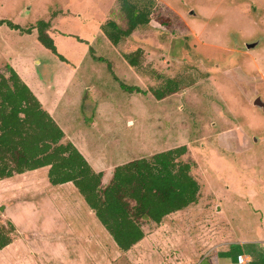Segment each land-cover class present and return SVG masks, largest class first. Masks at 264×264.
<instances>
[{
    "label": "rangeland",
    "instance_id": "374dc122",
    "mask_svg": "<svg viewBox=\"0 0 264 264\" xmlns=\"http://www.w3.org/2000/svg\"><path fill=\"white\" fill-rule=\"evenodd\" d=\"M155 2L167 22L113 47L100 26L125 27L118 0H0L1 20L31 30L0 26V68L27 80L105 183L118 165L186 146L198 201L143 222L122 252L72 184L51 186L47 167L16 175L0 181L11 241L0 264H264V0ZM39 21L64 61L37 42ZM166 79L180 90L157 100Z\"/></svg>",
    "mask_w": 264,
    "mask_h": 264
},
{
    "label": "trees",
    "instance_id": "16d2710c",
    "mask_svg": "<svg viewBox=\"0 0 264 264\" xmlns=\"http://www.w3.org/2000/svg\"><path fill=\"white\" fill-rule=\"evenodd\" d=\"M125 27L114 21L101 24L100 31L109 44L117 47L139 28L152 20L165 24L157 16L155 0H118ZM23 31L10 21L0 26ZM49 24L37 22L36 40L46 50L58 55L47 32ZM141 50L125 54L131 68L138 67ZM141 93L137 88L123 87ZM180 90L176 81L166 79L150 92L157 100ZM186 146L176 147L116 166L107 183L104 173L96 172L75 145L66 138L52 116L27 84L11 67L0 68V181L26 172L48 168L51 186L72 184L85 204L113 240L116 247L127 252L145 236L143 222L160 224L162 220L194 205L200 187L191 174L195 163L183 159ZM13 230V226L11 225ZM11 243L9 234L0 233V250Z\"/></svg>",
    "mask_w": 264,
    "mask_h": 264
},
{
    "label": "crops",
    "instance_id": "0c3cea01",
    "mask_svg": "<svg viewBox=\"0 0 264 264\" xmlns=\"http://www.w3.org/2000/svg\"><path fill=\"white\" fill-rule=\"evenodd\" d=\"M49 33V35L51 36V35H53L52 34V32H48ZM36 38V37H35ZM65 64H67V63H65ZM11 67H12V65H10ZM13 68V67H12ZM14 69V68H13ZM15 70V69H14ZM16 71V70H15ZM17 73H19L18 71H16ZM19 76H20V78L27 84V80L19 73L18 74ZM28 86V85H27ZM53 86L54 85H51V84H48V86H47V88L48 89H52L53 88ZM29 87V86H28ZM66 135V134H65ZM66 138L68 139V140H70L73 144H74V141H73V139L70 137H68L67 135H66ZM68 184H70V183H68ZM64 185H67V184H64ZM61 186H63V185H61Z\"/></svg>",
    "mask_w": 264,
    "mask_h": 264
},
{
    "label": "built area",
    "instance_id": "2783aa9c",
    "mask_svg": "<svg viewBox=\"0 0 264 264\" xmlns=\"http://www.w3.org/2000/svg\"><path fill=\"white\" fill-rule=\"evenodd\" d=\"M247 261L246 257L244 255H238L237 256V263L238 264H245Z\"/></svg>",
    "mask_w": 264,
    "mask_h": 264
}]
</instances>
